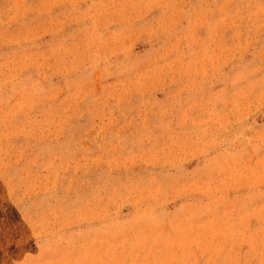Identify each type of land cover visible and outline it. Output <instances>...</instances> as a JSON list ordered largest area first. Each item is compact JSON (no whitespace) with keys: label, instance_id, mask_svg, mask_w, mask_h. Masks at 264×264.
Segmentation results:
<instances>
[{"label":"rangeland","instance_id":"obj_1","mask_svg":"<svg viewBox=\"0 0 264 264\" xmlns=\"http://www.w3.org/2000/svg\"><path fill=\"white\" fill-rule=\"evenodd\" d=\"M0 264H264V0H0Z\"/></svg>","mask_w":264,"mask_h":264}]
</instances>
